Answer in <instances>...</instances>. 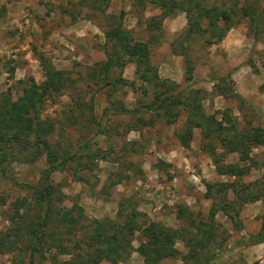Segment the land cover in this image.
<instances>
[{"label":"rangeland","instance_id":"1","mask_svg":"<svg viewBox=\"0 0 264 264\" xmlns=\"http://www.w3.org/2000/svg\"><path fill=\"white\" fill-rule=\"evenodd\" d=\"M197 1L201 9L233 13L220 40L210 36L204 18L191 24L195 11L185 0L167 13L149 0H0V106H12L26 81L40 84L46 67L64 79L38 112L50 129L39 138L34 130L24 135L38 144L37 157L24 162L18 155L3 167L5 177L0 175V264L28 263L29 238L11 244L5 233L15 215H40L32 190L21 185L38 183L49 147L60 155L76 152L50 175L54 209L77 213L82 226H119L135 213L138 228L128 234L132 248L126 258L93 264H146L135 248L151 222L177 234L171 254L147 264H264V243L248 240L264 220V141H250L260 132L264 139V24L254 39L249 16L238 10L259 11L264 0ZM118 21L133 40L147 43L149 66L166 80L163 86L155 88L148 68L137 71L132 60L100 71L102 29ZM184 56L191 79L184 78ZM165 88L177 105L159 106L156 97ZM195 103L221 123L222 133L206 137L193 127L185 147L177 135L186 127V108ZM119 105L128 110L118 112ZM240 134L248 145L243 160L221 140ZM217 165L243 170L220 173ZM205 182L211 184L207 192ZM97 246L87 248L93 253ZM76 254L80 250L69 243L65 252L45 245L30 264H76Z\"/></svg>","mask_w":264,"mask_h":264},{"label":"trees","instance_id":"2","mask_svg":"<svg viewBox=\"0 0 264 264\" xmlns=\"http://www.w3.org/2000/svg\"><path fill=\"white\" fill-rule=\"evenodd\" d=\"M190 2L195 11L194 18L191 24L197 26L199 20L204 18L206 21V28L209 34L215 40H220L224 33L231 26V10L219 9L217 7H209L201 9L197 0H185ZM150 3L156 4L164 12H172L176 8H182L181 4L184 0H149ZM190 8V7H189ZM183 9L186 12L191 10ZM241 15L249 16L251 27L253 29V38L256 39L258 31L264 24V6L259 11L249 10L247 8H238ZM167 11V12H166ZM189 18V16H188ZM105 40V60L100 64V71L106 73L114 64L122 65L126 60L135 62L136 69L148 68L155 88L160 85L163 86L166 82L164 79H159L154 67L149 66V49L146 42L133 40L121 22L108 23L102 29ZM184 78L191 79V65L188 64L187 58L184 56ZM63 76L61 71L46 67L45 79L36 84L33 79L26 81L21 88V96L10 107L0 106V175L5 177L3 167L7 161L17 160L18 155L24 162H32L39 152L38 144L26 140L24 135L34 130L37 133V138L42 136L44 128L49 125L43 120L38 119V112L43 103L44 97L50 92H56L62 85ZM157 93H155L156 95ZM157 96V95H156ZM159 106L167 108L170 105H177L178 98L174 99L168 89L156 97ZM150 107V105H148ZM118 112L128 110L123 105L116 108ZM137 110V109H133ZM187 119L186 127L177 135L179 142L187 147L189 140L192 137V128L198 127L206 137H219L222 133L219 128L221 123L214 121L210 116H207L200 104L195 103L186 108ZM216 124H215V123ZM219 127V128H217ZM224 129V127L222 128ZM262 133L252 135L250 141L254 143H261ZM243 134L234 135L233 137H220L225 141L228 151H239L242 154L240 159L243 160L246 156L247 146L243 142ZM32 149V154L28 151ZM76 152L64 151L62 155L56 152L55 148H48L46 150V167L40 172L39 181L37 184L23 183L22 188L32 190V198L34 199L35 208H39L40 215L35 216L32 220L24 218L23 214L15 215L11 219L12 227L10 231L5 233L6 238H11L9 242L17 245L21 242V238H29L27 241L28 247V263L33 261L34 253L40 251L43 246L49 245L56 248L59 252H65L66 243H69L72 248L80 250L81 256L76 254V264H93L98 259H106L110 262L122 261L126 258L131 250L130 240L128 234L138 227L135 225V213L131 212L126 215V220L117 226L110 223L103 226L100 221H95L96 226H85L80 224L79 215L69 209L61 208L54 209L53 207V191L50 183V175L55 171H60L64 168L67 159H72ZM213 153L212 159L214 163L218 162ZM247 168V167H246ZM216 170L220 173L237 174L243 169L237 165H227L220 169L219 165ZM15 184L16 180H13ZM206 192L210 190L211 184L205 182ZM223 186V185H221ZM263 191L262 199L264 200V185L261 187ZM255 198V197H250ZM16 203L24 204L25 200H16ZM123 210V201L118 203V214ZM133 211V210H131ZM233 222L235 219L231 216ZM56 222H58L56 224ZM110 229V233H106ZM144 240L140 241L135 250L144 258L146 264L151 261H157L160 258L171 254L172 242L177 234L176 230L165 228L156 223H149L141 229ZM77 235L81 236L80 238ZM19 238V239H18ZM94 240V241H93ZM250 242L252 244L264 243V220L261 222L260 228L252 235H250ZM4 241L0 240V245ZM99 242V246L94 248V252L89 250L91 243ZM85 246V248H84ZM81 258V259H80ZM74 264V263H72Z\"/></svg>","mask_w":264,"mask_h":264}]
</instances>
